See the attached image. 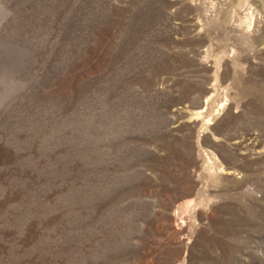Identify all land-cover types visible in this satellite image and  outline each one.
Wrapping results in <instances>:
<instances>
[{
  "label": "rangeland",
  "instance_id": "1",
  "mask_svg": "<svg viewBox=\"0 0 264 264\" xmlns=\"http://www.w3.org/2000/svg\"><path fill=\"white\" fill-rule=\"evenodd\" d=\"M0 264H264V0H0Z\"/></svg>",
  "mask_w": 264,
  "mask_h": 264
}]
</instances>
